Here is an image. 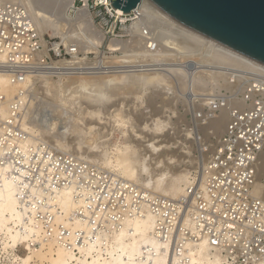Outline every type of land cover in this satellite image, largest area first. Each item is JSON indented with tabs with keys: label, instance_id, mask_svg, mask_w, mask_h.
Segmentation results:
<instances>
[{
	"label": "built area",
	"instance_id": "1",
	"mask_svg": "<svg viewBox=\"0 0 264 264\" xmlns=\"http://www.w3.org/2000/svg\"><path fill=\"white\" fill-rule=\"evenodd\" d=\"M142 2L124 13L110 0H74L72 16L85 10L90 27L63 38L41 34L23 2L0 4V74L17 87L10 98L0 94L5 107L0 109V181L13 185L24 223L31 219L38 230L29 233V244L54 238L77 251L98 235L119 229L126 218L141 215L147 203L154 218L152 233L168 244L171 255L179 256L180 264L188 261L189 246L201 240L221 252L222 264H264V199L253 193L264 144V64L169 16L172 22L158 19ZM98 32L103 34L99 52L83 50L85 37ZM111 73L160 77L166 89L182 94L193 119L202 124L227 110L223 132L205 148V161L177 198L151 195L59 150L54 140L69 139L72 123L49 108L34 112L47 136L33 138L22 128L24 104L43 81ZM68 185L74 201L85 194L84 205L75 207L68 219L85 221L89 233L72 232L61 218L57 199ZM18 228L27 232L23 225ZM13 252L18 249L8 254L0 249V264H19Z\"/></svg>",
	"mask_w": 264,
	"mask_h": 264
},
{
	"label": "bare ground",
	"instance_id": "2",
	"mask_svg": "<svg viewBox=\"0 0 264 264\" xmlns=\"http://www.w3.org/2000/svg\"><path fill=\"white\" fill-rule=\"evenodd\" d=\"M10 1H20L27 6L41 34L52 30L53 35H60L63 38L64 33L68 32L69 29L70 34L78 36L79 30L82 27H90L91 15L85 10H80L77 17L72 16L71 9L74 0H0V4ZM142 3L143 8L151 11L158 19L172 22L168 16L156 9L148 0H143ZM78 18L80 21H77ZM66 29L67 31L63 33ZM85 38L87 41L86 47L84 46L86 50L92 49L98 53L99 46L102 44L103 34L98 32L92 37L86 36ZM114 45H117V43L109 42L110 47ZM70 81L67 80L65 83L43 81L46 96L55 98L61 91L65 92L63 100L65 97L74 98L78 105V111L83 113V117L87 115L93 119L99 118L100 114H103V111L104 113L106 112L105 124H108V126L105 125V131L103 130L105 134H102L94 128V125H91L90 120L85 122L86 127L83 131L81 126H74L80 120L78 117L77 121L76 117L79 115L78 111L73 114L74 116H66L68 117L67 120L72 123V127L74 126L75 128L72 131L75 137L72 136V138H69L70 140L64 141L55 139L54 145L59 150L75 154L99 169L108 170L126 181L133 182L144 192L146 191L151 195L160 194L170 198H177L184 193L185 186L190 184L194 179L191 173L186 169L171 170L169 166L164 165L163 168L158 170L159 173H156L157 177L149 174V170L152 167V164L149 163V157L147 159L144 154L137 151V143L135 145L131 143V140H133L132 136L129 137L130 134L128 135L132 130H129V127L126 126L128 124V122L126 123L127 119L121 112H117L116 108H112L113 97L116 94L129 93L135 88H139L141 92L151 88L152 98V94L155 96L154 94L158 92L161 87L160 85L164 82L160 77L151 75L139 77L133 74L111 73L91 78L80 77L76 81ZM24 85L27 86L28 84L25 83ZM16 88V86L9 83L5 74H0V94L6 98H10L14 95ZM51 88L55 91L54 94ZM135 97L136 99H142V96L136 95ZM82 99L86 103L84 106L81 104ZM24 105L22 128L28 131L29 135L33 138L47 136L48 132L36 127V123L39 120L35 122V118L33 117L35 115H31L34 106L33 101L27 100ZM81 108L84 110L81 111ZM0 109L5 110L4 105L0 104ZM50 113L54 114L55 110L52 109ZM100 117L102 118V116ZM166 117L168 118V116ZM227 119L228 112L226 109H222L218 115L209 119L203 127L211 128V134L218 136L223 132ZM82 120L84 121L85 119L83 118ZM113 122L117 123V132L123 137L122 141L117 140V144L111 143L113 139V135H111ZM162 122L164 120H161V118L153 119L151 125H149L151 126V132L158 134V131L163 128H160ZM40 123L38 122V124ZM163 124L166 125V123ZM142 126V128H145L148 125L145 123ZM132 129L135 128L133 127ZM140 129H137L138 132L135 129L134 134L132 133V135L136 136V139L133 141L139 142L144 138V141H148L145 146L150 151V154L151 152L156 153L159 150L154 139L156 135L153 134L148 139H145L142 132H139ZM73 142L74 144L72 145ZM97 142L102 143L99 145ZM83 143L85 144L84 146ZM162 159L160 160L159 158L160 161H158L155 158L154 163H160ZM0 182L2 185L0 186V249L8 254L14 249L21 248L23 251L22 255L13 252V258L19 264H180L178 261L179 256L171 255L168 244L159 241L152 233L154 218L147 203H143L141 207L142 211L140 210L142 212L141 215L126 218L124 224L119 229L106 233L104 236L98 235L93 241H87L83 245L78 246L77 251L62 246L54 238L43 241L38 246H30L29 233L33 234L34 231L38 232V230L33 227L31 219L28 223H24L22 219L23 213L18 208L17 200L14 196L13 185L6 179H2ZM253 193L264 199V144L258 156ZM72 196L73 187L71 185L61 190L60 196L57 199V203L63 212L61 218L72 232L85 230L86 233H89V226L85 221L81 219H68L71 214L70 212L75 207L80 208L85 203L84 193L79 195L80 197L75 201ZM19 225H23V228L27 232L22 233L18 228ZM188 251V261L181 264H222L223 257L221 252L216 248H211L203 240L193 246H189Z\"/></svg>",
	"mask_w": 264,
	"mask_h": 264
},
{
	"label": "rangeland",
	"instance_id": "3",
	"mask_svg": "<svg viewBox=\"0 0 264 264\" xmlns=\"http://www.w3.org/2000/svg\"><path fill=\"white\" fill-rule=\"evenodd\" d=\"M66 31L67 29L64 30L63 33ZM66 33L73 36L72 34H70L69 29H68V32ZM47 35L51 37H55V38L61 37L60 35H55V34L53 35L52 30L47 31ZM102 46L105 47V44H103ZM85 47H83V50H86ZM88 51H94V50L89 49ZM71 81H76V79L74 80L72 79ZM63 83H65V81ZM164 83L163 85H168L167 82L165 84ZM163 85L162 84L160 85L161 87L158 90L159 93L156 92V94H154L155 96H153L152 94V98H151V90H152L151 88L147 89L146 91H142V92L139 88L137 89L135 88L132 90V92L123 93L124 95L123 94L121 95L116 94L115 96L113 95L114 97H113V103H112L113 107L112 108H116L117 112L119 113L121 112V114L125 116V118L127 119L126 123L128 122V124L126 126L129 127V130H132L130 131L131 133L130 132L128 133V135L130 134L129 137L132 136L133 140L136 139V136L132 135V133L134 134L135 129L138 132L137 129L141 128L139 132H142V135L145 136V139H148L149 137H151V135L154 134L151 132L152 131L150 129L151 126H149L151 125L152 120L156 118H161V120H164V122H162V126L160 127V128L163 127L162 130L160 129L161 132L158 131L159 136H157L158 135L157 133L154 134L156 135L154 139L156 141V144L159 147L158 148L159 150H157L156 153L151 152L150 154V151H148L145 146L148 143V141H144V138L141 139L139 142L131 140L132 141L131 143H133L134 145L137 143L136 147L139 153L144 154L145 157H147V159L149 157V163L152 164V167L149 170V174H151L154 177H157L156 173H159L158 170L163 168L164 165L165 166L167 165L171 168V170L186 169L191 173V176L194 177L196 172L199 170V167L206 159L207 154H205L204 152L205 148L208 147V145L211 144V142L214 141V139L217 138L219 135L217 136L216 134H211V131H212L211 128H207V127L204 128L203 126L205 124H202L201 122H198L193 119L192 109L184 104V101L182 99L183 96L179 91L174 92L171 89H166L167 86H163ZM40 87H42V89H40ZM51 90H52V93L54 94L55 91L52 88ZM64 93L61 91L60 93H58V96L55 94L56 95L55 98L46 96L45 85H43V83L40 84L39 86H37L36 91L33 94L32 101L34 103V106H33V109H32L33 112H31V115L32 114L35 115L34 112H36L37 109L42 108V107L49 108L50 112L52 109H54L55 110L54 114H56L57 116H61V117L71 116V114H74L75 112H77L78 105H77L76 100L74 98H69V97H68L69 99L65 97V99L63 100ZM136 95L142 96L143 100L136 99L135 97ZM73 101L76 103H74ZM84 101L85 100L81 101V104L83 106L86 104ZM83 110L84 109L81 108V111ZM78 113L79 115L76 116L77 121H78V117L80 120L77 122L76 125H74L75 127L79 125V127L81 126V129H83L84 131L86 127L85 122L91 120L90 121L91 125H94L95 126L94 128L96 130H99V132H101L102 134H105L104 133L105 125L108 126V124H105V121H106L105 116H107L106 112L105 113L104 111L102 112L104 115L100 114L102 118L100 116L99 118H94L97 120H94L92 117H89L87 115H84L83 117L82 116L83 113H80L79 111ZM166 116H168V118ZM33 117L35 118V122H36L38 116L36 117L35 115ZM83 118L86 121L85 120L83 121L82 120ZM145 123L148 126H145V128H142L143 127L142 125ZM163 123H166V125H164ZM36 124H37L36 127L38 128L40 125L38 123ZM112 125L113 127L112 126L111 127H112L113 132L111 131V135H113V139L111 137L112 139L111 143L117 144L119 140L122 141L123 137H121V134L117 132L118 131L117 123L113 122ZM115 125L117 126L115 127ZM74 126L71 128L72 131L75 130ZM131 127L132 128L134 127L135 129H132ZM38 129L44 131L42 128H38ZM71 135L75 137L74 132H71ZM72 136L70 138H72ZM101 143L97 142V144L99 145H101ZM73 144L74 142L72 143V145ZM84 145L85 144L83 143V146ZM158 157L160 158V160L162 158L163 159L160 163L155 164L154 163L155 158L156 160L158 159V161H160ZM162 172H165V171H162ZM166 172H168V170H166ZM17 254H20V255L23 254V251L21 248H18Z\"/></svg>",
	"mask_w": 264,
	"mask_h": 264
},
{
	"label": "water",
	"instance_id": "4",
	"mask_svg": "<svg viewBox=\"0 0 264 264\" xmlns=\"http://www.w3.org/2000/svg\"><path fill=\"white\" fill-rule=\"evenodd\" d=\"M129 13L141 0H110ZM161 12L264 64V0H148Z\"/></svg>",
	"mask_w": 264,
	"mask_h": 264
}]
</instances>
